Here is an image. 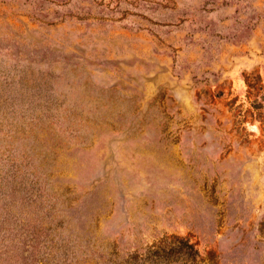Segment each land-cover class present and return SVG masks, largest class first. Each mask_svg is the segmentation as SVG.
Returning a JSON list of instances; mask_svg holds the SVG:
<instances>
[{
	"label": "rangeland",
	"instance_id": "1",
	"mask_svg": "<svg viewBox=\"0 0 264 264\" xmlns=\"http://www.w3.org/2000/svg\"><path fill=\"white\" fill-rule=\"evenodd\" d=\"M0 264H264V0H0Z\"/></svg>",
	"mask_w": 264,
	"mask_h": 264
}]
</instances>
